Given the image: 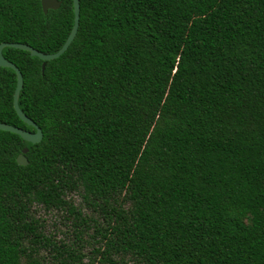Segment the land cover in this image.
Returning <instances> with one entry per match:
<instances>
[{"label": "trees", "instance_id": "16d2710c", "mask_svg": "<svg viewBox=\"0 0 264 264\" xmlns=\"http://www.w3.org/2000/svg\"><path fill=\"white\" fill-rule=\"evenodd\" d=\"M60 1L0 0V43L57 52ZM79 4L43 73L2 51L43 137L0 130V264H264V0ZM15 87L1 67L0 123L34 131Z\"/></svg>", "mask_w": 264, "mask_h": 264}, {"label": "water", "instance_id": "95a60500", "mask_svg": "<svg viewBox=\"0 0 264 264\" xmlns=\"http://www.w3.org/2000/svg\"><path fill=\"white\" fill-rule=\"evenodd\" d=\"M40 3H41V8L43 10V13L45 14L47 13L48 10H57L61 5L60 0H40ZM72 3H73V13H74L73 26L65 42L63 43L62 47L57 52L46 54L23 43H8V42L0 43V68L1 67L10 68L16 74V87L13 93V108L16 114L18 115V117L26 125L32 127L34 131L25 130V129L15 127V126H12L6 123H0V130L15 133L19 135L24 141L31 143V144L39 143L43 137V133H42V130L38 127V125L34 121H32L30 118H28L20 109L19 94L23 87V77L18 67H16V65L13 64L12 62L8 61L3 56L2 51L4 48L9 47V48L20 49V50L29 52L31 56L37 57L43 61L42 66H41V71L43 73L45 70L46 63L48 61H51L61 56L68 49L69 45L72 43L77 33V29L79 26L80 4H79V0H72ZM27 151H28L27 148L22 149V151L19 153V155L16 158L17 164L21 166H26L28 164L27 158L25 157V154L27 153Z\"/></svg>", "mask_w": 264, "mask_h": 264}, {"label": "rangeland", "instance_id": "374dc122", "mask_svg": "<svg viewBox=\"0 0 264 264\" xmlns=\"http://www.w3.org/2000/svg\"><path fill=\"white\" fill-rule=\"evenodd\" d=\"M73 200H75L77 205L79 204V197L73 196ZM37 211L45 221V228L47 232L52 233L53 235L58 233V231H62L66 234V236L72 238V232L63 224L64 220L60 216L61 214L59 212L45 211L43 208L37 209ZM64 222L67 223L66 221Z\"/></svg>", "mask_w": 264, "mask_h": 264}]
</instances>
